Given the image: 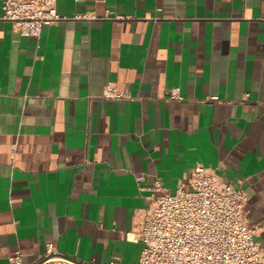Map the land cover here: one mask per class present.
I'll use <instances>...</instances> for the list:
<instances>
[{"label": "crops", "instance_id": "obj_1", "mask_svg": "<svg viewBox=\"0 0 264 264\" xmlns=\"http://www.w3.org/2000/svg\"><path fill=\"white\" fill-rule=\"evenodd\" d=\"M3 2L0 264L48 244L134 264L143 245L126 234L156 182L188 188L199 163L251 195L264 248V0H58L39 40ZM109 84L129 96L106 98Z\"/></svg>", "mask_w": 264, "mask_h": 264}, {"label": "built area", "instance_id": "obj_2", "mask_svg": "<svg viewBox=\"0 0 264 264\" xmlns=\"http://www.w3.org/2000/svg\"><path fill=\"white\" fill-rule=\"evenodd\" d=\"M4 18L21 35L39 40L44 26L63 19L58 0H4ZM91 15H85L89 17ZM117 85H107L105 97H128ZM180 88L169 92L170 100L183 99ZM163 191L145 211L127 238L141 243L142 252L134 264H264V248L256 236L259 226H251L247 206L251 195L225 181L215 169L197 164L189 187ZM20 250L10 264H26ZM33 264H89L59 253L48 244ZM109 264H121L118 259Z\"/></svg>", "mask_w": 264, "mask_h": 264}]
</instances>
